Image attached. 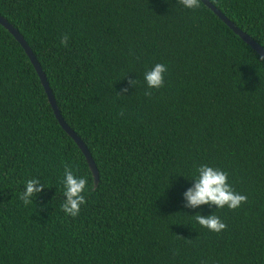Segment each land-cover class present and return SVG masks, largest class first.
Returning a JSON list of instances; mask_svg holds the SVG:
<instances>
[{
  "label": "trees",
  "instance_id": "trees-1",
  "mask_svg": "<svg viewBox=\"0 0 264 264\" xmlns=\"http://www.w3.org/2000/svg\"><path fill=\"white\" fill-rule=\"evenodd\" d=\"M208 1L264 49V0ZM0 15L98 173L92 188L84 156L0 25V264H264V60L249 45L202 3L179 0H0ZM157 63L168 69L164 86L148 89ZM66 165L90 186L74 218L60 207ZM201 165L226 171L248 202L186 208ZM32 178L46 188L25 206ZM197 213L227 229L209 231Z\"/></svg>",
  "mask_w": 264,
  "mask_h": 264
},
{
  "label": "clouds",
  "instance_id": "clouds-1",
  "mask_svg": "<svg viewBox=\"0 0 264 264\" xmlns=\"http://www.w3.org/2000/svg\"><path fill=\"white\" fill-rule=\"evenodd\" d=\"M179 3L187 9H197L201 5V0H179ZM68 41V34H62L60 44L67 47ZM167 70L165 64L157 63L151 70L147 71L144 79L148 89H160L163 87L164 74ZM128 83L135 85L136 81L130 79ZM127 91V88H123L118 94L123 96ZM144 94L150 97L152 92L145 91ZM123 114V111L118 113L120 116ZM196 172L198 175L194 179V184L183 193L184 200L186 201L184 206L186 208L196 209L202 205H208L210 207L215 206L216 208H224L226 206L230 210H236L248 202L246 195L236 192L229 184V174L226 171L208 165H201L196 169ZM61 183L64 187L65 200L60 207L67 216L77 217L81 206L87 203L84 193L90 187L88 178L75 175L71 166L66 165ZM45 188L46 186L39 179H28L25 184V190L19 199L25 206L30 205L34 203L35 198ZM194 218L200 226L211 232L221 233L227 229L226 223L217 215L211 214L205 216L197 213L194 215Z\"/></svg>",
  "mask_w": 264,
  "mask_h": 264
},
{
  "label": "water",
  "instance_id": "water-1",
  "mask_svg": "<svg viewBox=\"0 0 264 264\" xmlns=\"http://www.w3.org/2000/svg\"><path fill=\"white\" fill-rule=\"evenodd\" d=\"M201 3L208 8L220 21H222L234 34H236L244 43L249 45L252 50H254L263 60H264V49L256 43L249 35H247L244 31L239 29L237 26L233 24L232 21L227 19L214 5H212L208 0H201ZM0 25L5 28L12 37L17 41V43L22 48L23 52L27 56L29 62L31 63L39 82L43 88L45 93L47 102L52 110L54 118L56 119L59 126L64 130V132L72 139V141L76 144L84 159L87 163L88 169L92 176V188L97 185L98 181V173L96 167L90 157L88 150L86 149L85 145L83 144L82 140L76 135V133L70 129L68 125L63 121L62 117L60 116L58 109L56 107L55 101L51 94L50 88L48 83L45 79L44 73L42 72L38 62L36 61L34 55L32 54L30 48L19 34V32L10 25L1 15H0Z\"/></svg>",
  "mask_w": 264,
  "mask_h": 264
}]
</instances>
